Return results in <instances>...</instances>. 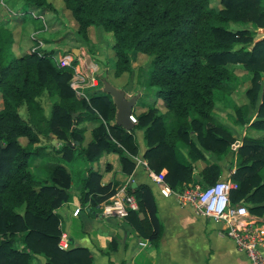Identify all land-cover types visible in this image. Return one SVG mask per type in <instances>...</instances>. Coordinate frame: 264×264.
I'll return each instance as SVG.
<instances>
[{
  "label": "trees",
  "instance_id": "1",
  "mask_svg": "<svg viewBox=\"0 0 264 264\" xmlns=\"http://www.w3.org/2000/svg\"><path fill=\"white\" fill-rule=\"evenodd\" d=\"M23 1L31 10H54L47 0ZM60 1L83 42H88L89 27L112 37L113 77L132 72L131 54L144 57L146 67L137 68L134 81L140 92L136 108L144 110L131 111V129L116 125L115 106L101 90L100 77L83 97H76L68 84L72 68L54 66L49 59L54 51L11 55V33L0 27V264H37L40 259L43 264L92 263L87 248L59 245L56 209L68 200L73 185L87 209L97 208L114 192L89 167L102 151L117 155L125 175L134 158L143 159L155 174L164 170L163 181L177 192L195 183H214L220 175L216 162L230 152L234 170L229 178L236 184L230 203L247 204L249 213L264 219V137L244 134L234 144L231 130L213 112L216 97L237 86V74L226 64H239L249 74V86L244 90L247 102L233 107L232 122L264 129V36L254 38L256 29L264 30V0H218L219 8L210 6V0ZM248 24L252 31L243 28ZM42 93L50 100L46 115L37 100ZM83 122L94 126L87 130ZM135 130L141 131L142 152ZM49 135L60 143L54 154L36 145L39 136ZM36 158L40 176L32 171ZM76 161L83 163L84 175L76 177ZM196 162L201 164L198 178ZM127 191L136 209H128L123 221L157 247L162 226L149 187L129 183Z\"/></svg>",
  "mask_w": 264,
  "mask_h": 264
},
{
  "label": "crops",
  "instance_id": "2",
  "mask_svg": "<svg viewBox=\"0 0 264 264\" xmlns=\"http://www.w3.org/2000/svg\"><path fill=\"white\" fill-rule=\"evenodd\" d=\"M47 1L52 3L50 0ZM54 1L59 2L60 7L58 10L61 14H65L63 16L68 19V12L61 5V1ZM52 6L54 10H57L53 3ZM217 6L220 5L218 4ZM34 10L28 9L30 23L26 27V30L27 32L29 30L35 32L38 38L43 39L42 48L45 51H54L52 43L46 42L47 36L46 38L45 36L42 38L38 34L41 31L42 34L47 33L49 27L46 25L45 28L44 25V27L38 29L39 23L36 21V18L43 20L49 11L44 10L42 14L37 15ZM17 16L18 21L26 18L22 10H19ZM64 22L68 25L66 27L69 33L67 31L63 35H75L71 21ZM42 24L45 23L42 21ZM92 29L94 28L89 27L87 29V37L89 38ZM11 34L13 39V52H15L13 55L18 56L26 52L30 47L29 44L24 51H20L17 42L18 31L13 30ZM63 40L66 39L64 38L60 41ZM77 49L70 48V51L76 53ZM112 86L119 89L116 84H112ZM140 109L142 110V108ZM20 110L23 112L20 113ZM18 113L21 117H24L25 110L23 106L19 108ZM89 123L85 122L81 124L89 130L91 126ZM85 136H88L87 131ZM134 137L139 146V151L142 152L143 143L141 133H137ZM48 142L52 144V148L49 150L45 147V144H49ZM36 145L44 146L46 151L51 154H54V151L60 147L59 141L52 135L48 137L39 136V141ZM180 153L182 154V152ZM179 159L182 158L179 157ZM134 160L136 161V158ZM38 162V158L34 159L32 168L37 171L39 170L40 173L36 174L40 176L43 172L38 166ZM142 162H144L143 159ZM221 163L219 161L218 165L220 166ZM75 164L76 177L82 174L84 175L86 172L83 171L82 173L83 163L76 161ZM89 167L99 174L101 185L110 183L113 187H116L120 183L125 182L130 183V185L133 184L132 187L138 184L147 185L155 203L156 217L162 226L161 236L157 247L154 248L144 238L138 236L135 231L131 230L123 221V218L101 216L98 214V206L95 209H87V204L81 205L75 192V186L73 185L69 189L68 200L56 209V213L59 216L61 237H63V242H59L62 248L66 246L87 248L92 255L93 260L91 264H248L247 257L235 249L232 240L217 233V224L195 214L189 206L179 203L174 196L163 197L159 195L157 187L150 179L149 173L151 171L142 163H135L131 173L125 175L120 171L117 155L102 151ZM224 167L225 169L220 170L219 179L229 177L234 170V166H230L229 163H224ZM200 168L201 164L196 162L194 167L195 178H198L197 173ZM164 172V170H161L159 174L162 176ZM245 205L248 207L247 204ZM75 209H78V211L76 214H73ZM258 217L264 221L263 217ZM109 241H113V248L111 249H108ZM42 262L43 260L40 259L37 264H43Z\"/></svg>",
  "mask_w": 264,
  "mask_h": 264
},
{
  "label": "rangeland",
  "instance_id": "3",
  "mask_svg": "<svg viewBox=\"0 0 264 264\" xmlns=\"http://www.w3.org/2000/svg\"><path fill=\"white\" fill-rule=\"evenodd\" d=\"M50 1L53 3L54 6H56L57 10L49 11L48 14L45 15V18H43L42 20L45 24H42L40 20L38 29L40 27H44V25L45 28L46 25L49 28L47 29V33L42 34L41 31L38 34H40L39 37L41 36L42 38L44 36L46 38L47 36L46 42L52 43V46L54 48V55L59 53H65L70 58V60H72V62L75 61L74 67H76L78 70L82 71L83 73H87V75H91L92 77L95 78L96 81H97V77H100L102 86H103V81H106L111 85L116 84L117 87L124 92L126 98L132 96L135 93H138L139 96L140 92L137 91L138 90L137 84L135 85L134 81L135 78H137L136 77L137 68L146 67V61L144 57L136 53L131 54L130 58L132 62V72L130 74H122L118 78L113 77L111 73L113 54L109 48L112 41V37L109 36L108 33L103 32L99 28H94L91 30L90 38L88 37V42H83L80 38H78L74 34H70L69 36L63 35L68 31L67 30L68 28L66 27L68 25L64 22V21L68 22V19L64 17L65 14H61V12L58 10V8L60 7L59 2H56L54 0H50ZM60 3L62 5V2ZM217 5H218V0H210V6L216 7ZM217 7L219 8L220 6ZM19 10H22L26 17L22 21L21 20L18 21L17 13L19 12ZM34 12L37 13V15H39L42 14L43 11L35 9ZM29 23H30V18L28 15V7L23 0H0V27L4 28L7 32H9V34L12 33L13 30L18 31L17 42L19 44L20 51H24L25 48H27L28 44L29 46H31L33 43V41L29 38V33H31L32 31L29 30L27 32L26 30V27L29 25ZM229 28L234 29L239 27L233 24H229ZM243 28H246L247 30L250 31H252L253 29L252 26H250V24L244 25ZM255 31L257 33L254 36L255 40H258L259 38L264 36V30H261V28L256 29ZM64 38L66 40L60 41ZM10 41L11 44L9 47V53L13 55L15 54V52H13L12 34ZM41 41L43 42V39H41ZM29 48L26 51H28ZM70 48H76V49L78 48V49L74 54L73 52L70 51ZM226 67L230 69H234V72L237 74L238 77V82L236 89L233 90L230 94L218 95L216 97L213 107V112L216 119H218L221 123L229 127L235 140L234 144H239L240 138L244 134L249 136L264 137V129H255L249 126L240 127L232 122V118L234 115L233 107L235 105L241 104L242 102L244 103L247 102L244 96V90L249 86V81H248L249 74L241 70L239 64L234 65L227 63ZM101 85L100 88L102 87ZM85 88L86 87H83L82 90ZM148 99L149 98L146 97V101ZM137 101L138 98L132 108L133 113H138V111L140 112L143 110L136 108ZM38 102L40 106H42L44 114H48V109L50 106V100L48 99V97L44 93H42L41 96L38 97ZM156 105H161V104L158 101ZM22 112L23 111L20 110V113ZM249 112L251 113L250 115L252 117L255 115L254 111L250 110ZM89 124L91 125L90 128H92L93 127L92 125H94L93 122H90ZM134 133L135 135H137V133H141V132L139 130H135ZM48 143L49 144H45L47 150L52 148L51 146L52 144H50V142ZM234 146L232 150L234 149ZM143 150H144V146H143ZM178 155L180 158H183L181 153H179ZM219 161L222 162L221 165L219 166L220 170L225 169L224 163H229L230 166H234L233 155L230 152L227 153ZM219 161H217L216 163L218 164ZM135 163L137 162L135 161ZM32 171L34 173H40L39 170L37 171L36 169H32ZM59 242H63V237L59 239Z\"/></svg>",
  "mask_w": 264,
  "mask_h": 264
},
{
  "label": "built area",
  "instance_id": "4",
  "mask_svg": "<svg viewBox=\"0 0 264 264\" xmlns=\"http://www.w3.org/2000/svg\"><path fill=\"white\" fill-rule=\"evenodd\" d=\"M33 41L30 52L42 55L43 42L35 32L29 33ZM51 63L56 67H71L72 73L68 81L69 87L76 97L84 96L83 87H94L97 81L91 75L83 73L72 65V60L65 54L50 56ZM129 120L135 123V117L130 114ZM137 163H145L136 159ZM151 181L157 187V192L163 197L174 196L181 203L189 206L193 212L217 224V233L230 238L238 252L243 253L248 264H264V221L248 212L242 202L231 204L229 192L236 184L229 178L217 179L214 183L201 187L198 183L183 188L180 192L171 190L158 173H149ZM128 209H136L134 197L127 191V182L120 183L114 192L98 205V214L107 217L124 218ZM78 209L73 211L76 214ZM62 237L60 236V239Z\"/></svg>",
  "mask_w": 264,
  "mask_h": 264
},
{
  "label": "water",
  "instance_id": "5",
  "mask_svg": "<svg viewBox=\"0 0 264 264\" xmlns=\"http://www.w3.org/2000/svg\"><path fill=\"white\" fill-rule=\"evenodd\" d=\"M101 90L108 93L112 98V102L115 106L114 123L125 130L131 129L133 127V123L130 122L129 116L134 103L138 98V93L126 98L122 90L117 89L106 81H103ZM74 116L75 114L71 115V118ZM131 186H133V184Z\"/></svg>",
  "mask_w": 264,
  "mask_h": 264
}]
</instances>
